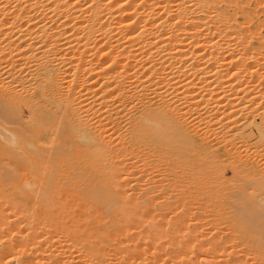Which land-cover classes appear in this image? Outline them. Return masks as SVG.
<instances>
[{"label":"bare ground","instance_id":"1","mask_svg":"<svg viewBox=\"0 0 264 264\" xmlns=\"http://www.w3.org/2000/svg\"><path fill=\"white\" fill-rule=\"evenodd\" d=\"M242 1L0 0V264H264V0Z\"/></svg>","mask_w":264,"mask_h":264},{"label":"rangeland","instance_id":"2","mask_svg":"<svg viewBox=\"0 0 264 264\" xmlns=\"http://www.w3.org/2000/svg\"><path fill=\"white\" fill-rule=\"evenodd\" d=\"M242 2H243L244 5L247 6V8H249V10H248L249 12L253 10V5H249V4L247 3L246 0H243ZM237 11H238V14H239V16H240V13H241L242 9L239 8ZM231 13L233 14L234 11H231ZM240 17H241V16H240ZM216 148H218V147H216ZM219 152H220V153H223V150H222V149H219ZM2 169H3V171H0V172L3 173L4 176H3V178H1L2 175L0 174V175H1V176H0V179H1V180H0V183L2 184V185L0 184V198L2 197L1 194H4V196H7L8 194H9V196H10V195L13 196L14 194L11 192V190L14 189L13 184H12V183L10 184V182H7L6 185H8V183H9V184L12 185V186L10 187V186L8 185L7 187H9V188H6V185H5V183H6L5 180H6V179H4L5 177H7V178H8L9 176L11 177L12 170H10V169H5V168H2ZM4 169L6 170L5 172H4ZM10 172H11V173H10ZM6 173H7V174H6ZM25 173H26V172L23 171L22 173H20V175H24V176L27 177L28 174H25ZM138 174H139V173H138ZM138 174H137V175H138ZM8 175H9V176H8ZM10 177H9V178H10ZM22 177H23V176H22ZM28 177H29V175H28ZM28 177H27V178H28ZM63 177H64V176H63ZM63 177L61 178V180H63ZM225 177H226L228 180H232V179H233V173H232V171H231L229 168L225 171ZM9 178H8L7 180H10V179H11V178H10V179H9ZM21 179H22V178H21ZM65 179H66V178L64 177V180H65ZM64 180H63V182H62V185L65 183V189H63L64 192L60 195V197L64 195V198L62 197V201H63V199H64V200L69 199L68 197H70V195H71L70 193H71V192H74V190H75V189L72 190V189H71L72 187L69 186V185H70L69 183H71L69 179H68V180H65V181H64ZM1 181H5V183H4V182L2 183ZM25 181H27V180H25ZM3 184H4L5 188H4ZM68 184H69V185H68ZM132 184H133V183H132ZM62 185H61V186H62ZM68 186L70 187L69 189L72 190V191H71V190L67 191V193H69V194H68L69 196L66 195L67 193L65 192V190L68 189ZM1 187H2V188H1ZM62 187H64V185H63ZM11 188H13V189H11ZM77 188H78V186L76 187V191H78ZM2 190H3V191L5 190L6 192L4 191L5 193H3ZM7 191H9V192L7 193ZM13 191H14V190H13ZM10 192H11V194H10ZM6 193H7V195H5ZM64 193H65V194H64ZM74 193H75V192H74ZM74 193H72V194H74ZM56 195L58 196V194H55V196H56ZM12 196H10V197H12ZM73 196L76 197V201H78V200H77V199H78V197H77V192L75 193V195H72L71 197H73ZM74 197H73V198H74ZM65 198H66V199H65ZM73 198H72V199H73ZM74 200H75V198H74ZM67 201H68V200H67ZM67 201H64V203H66ZM69 201H70V200H69ZM76 201H73V202H72V200H71L70 202H72V203L75 205V202H76ZM70 202H69V203H70ZM72 203H71V204H68L69 207H68V209H67V213H66V216L69 214L68 217H65V216H64L65 214H64V215L62 214V215L65 217V219H62L61 221L65 223V220H68V218L71 217L70 220H68V221H71V223L74 224L75 227H76L77 225H76L74 222H72V220L78 223V221H77V220H78V216H77V215H78V212H77V213H76V212L73 213V210L75 211V209L78 211V209H77L78 204H77V206L75 205L76 207L74 208ZM70 205H71V206H70ZM5 206H6V209H5ZM5 206H4V209H5V211H6V210L8 209V207H7V205H5ZM72 207H73V208H72ZM69 208H70V210H69ZM71 208H72L73 210H72ZM8 210H9V211H8ZM8 210H7L8 213H9V212L11 213L10 207H9ZM71 210H72V212H71ZM7 211L5 212L6 214H7ZM69 211H70V212H69ZM10 213H9V214H10ZM71 213L73 214V216H70ZM9 214H8V215H9ZM72 214H71V215H72ZM13 215H14V213H13ZM13 215H12V213H11V216H13ZM75 215H76V216H75ZM72 217H73L74 219H72ZM76 218H77V219H76ZM75 219H76V220H75ZM63 220H64V221H63ZM66 222H67V221H66ZM67 223H68V222H67ZM69 224H70V222H69L67 225H69ZM72 224H71V225H72ZM67 225H65V226H67ZM69 226H70V225H69ZM76 229H77V227H76ZM12 232H13V231H12ZM10 233H11V232H10ZM10 233H7V235L10 234ZM15 233H16V232H15ZM56 234H57V233H56ZM11 235H12V236H11ZM11 235L8 236V237L11 238V239L9 238L10 240H9L8 238H5V239H3V240L8 239L11 243H13V244H15V245H16V243L20 242V240H19L20 238H18V237H19L18 234H14V232H13ZM15 235H17V236H15ZM57 235H59V234H57ZM54 237H58L57 240L59 241L60 235H59V236H55V233H54ZM53 239H56V238H53ZM53 239H52V241H53ZM62 239H63V238L61 237L60 242H61V241L64 242V245H63V244H59L60 242H58L57 244L60 246V247H58L57 244H56V242H55L56 245L53 244V245H54V249L51 250L52 252L55 251V250H56V251H59L58 248H62V249H63L64 247H66L65 241H63L64 239H63V240H62ZM18 240H19V241H18ZM1 241H2V240H1ZM1 241H0V242H1ZM6 241H7V240H6ZM6 241H3L4 243H3V242L0 243V248H1L0 251L3 250V249H4V251H6L5 248H7V247H6L4 244L7 245V242H9V241H7V242H6ZM17 241H18V242H17ZM5 242H6V243H5ZM62 242H61V243H62ZM18 244H20V243H18ZM18 244H17V245H18ZM61 245H63V247H62ZM56 247H57V248H56ZM52 248H53V247H52ZM52 248H51V249H52ZM62 249H60V252H59V253H56V252H55L54 255L57 257V254H58V255L60 256V258H62L61 256H64V255H65L64 252L61 251ZM64 249H65V248H64ZM64 249H63V250H64ZM66 249H67V248H66ZM71 250H72V249H71ZM71 250H70V252H71L72 254H77V253H78V252L76 253V252L74 251V249H73L74 252H72ZM64 251H65V250H64ZM61 252H63V254H62ZM65 252H68V251L66 250ZM68 253H69V252H68ZM68 253H67V254H68ZM71 253H69V254H71ZM28 254H30V253H28ZM61 254H62V255H61ZM29 256H30V255H29ZM59 256H58V257H59ZM73 256H75V255H73ZM30 257H31V256H30ZM44 257H46V256H44ZM58 257H57V258H58ZM31 258H32V257H31ZM31 258H30V259H31ZM6 259H7V258H6ZM8 259H11V258L9 257ZM8 259H7V260H8ZM32 259H34V258H32ZM32 259H31V260H32ZM58 259H59V258H58ZM60 260H62V259H60ZM9 261H10V260H9ZM6 262H8V261H6ZM9 264H17V262H12V263H9ZM18 264H20V263H18Z\"/></svg>","mask_w":264,"mask_h":264}]
</instances>
